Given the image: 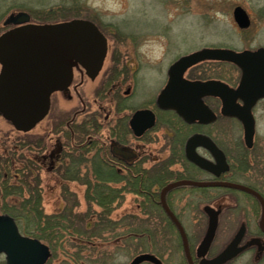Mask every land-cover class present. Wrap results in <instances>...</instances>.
I'll use <instances>...</instances> for the list:
<instances>
[{
  "label": "flooded vegetation",
  "instance_id": "flooded-vegetation-1",
  "mask_svg": "<svg viewBox=\"0 0 264 264\" xmlns=\"http://www.w3.org/2000/svg\"><path fill=\"white\" fill-rule=\"evenodd\" d=\"M105 39L107 51L99 74L93 80L87 78L93 83L101 75L100 86H98V90L96 88V95L99 99L96 101H100L101 104H98V108L93 113L88 111V106L84 103L78 91L85 84L84 79L86 77L84 70L78 67L74 68L73 77L68 88L62 92L57 91L50 96L47 115L31 131L25 133L19 132L9 123L15 132L24 136L20 140L15 141V148L25 147L30 150H37V154L32 159L23 155L19 156V159L25 163V170L29 171V174H25L26 172L22 173L29 176L27 178L29 185V181L32 179L35 180L38 177V181L41 180L39 178L41 172L47 171L49 174H54L58 178L62 192L64 188L68 187L69 183L76 182L86 187L85 182H93V180L85 179L84 181L83 177L85 175L90 176L91 170L96 165H100L102 169L104 168L105 175L106 171L115 172L117 176L115 182L105 181L103 183L106 186L116 189L120 196L118 200L122 199L120 200L121 202L125 200L126 194L132 193L135 195L134 199L138 203L144 202L148 197H151L156 198L160 205L162 189L178 181L241 185L259 194L263 204L253 195L243 191L223 188L221 186L197 187L187 184L168 191L165 195V202L173 212L170 205L172 198L175 197L176 192H182L180 196L184 204L181 209L185 215V222H181V219L179 220L174 212L173 214L181 224L185 234L189 256L193 264H200L202 260V258L198 257L197 249L205 236L208 226V215L204 211L205 207H211L219 211L217 229L205 255L206 260H211L218 256L242 227L244 232L239 246H246V248L237 257L240 258L246 253H253L254 257L260 260L264 256V228L261 226L264 193L259 188L264 187V140L258 143L255 136V129L257 122L256 113L258 111H264V98L257 100L251 108L250 112L254 120V134L252 147L247 148L244 143L242 124L235 118L221 115V102L218 98L205 97L202 100L204 105L215 116L214 121L211 123H201L199 121L187 123L174 113V111L162 110L157 106V97L167 84V73L170 66L165 72V83L163 85V82L160 84L151 98L144 95L141 96L140 90L134 93L135 87H139V77H137L138 72L136 70L139 67L142 70H150L151 68H155V66L139 65L135 68L134 66L136 64H143L139 62V59H141L140 55L142 54L138 51H121L115 41L111 43L109 42V38ZM124 41H128V38H123ZM117 42L119 43L120 41L118 40ZM198 66L189 69H196L195 74L191 72L187 76L186 73L184 78L190 81H203L204 77L201 69L197 68ZM75 73L79 75L78 82L74 80ZM237 73L238 78L236 84H227L232 89H236L239 84L240 74L238 70ZM130 82L134 85L133 92L130 88L125 90V87ZM64 93L68 95V103L72 102L73 97L78 98L82 108L80 110L73 108L70 113L62 117L59 114H50L53 108V101L55 98H63ZM87 93L88 90H86V95ZM140 97L149 99V101L143 102L140 104L142 106L137 107L136 105H139ZM104 102L113 105V113L110 111L105 115L102 114L104 111L102 103ZM237 104L242 106V102L239 100H237ZM142 110L153 113L154 123L151 127L146 128L139 134L142 126L136 123L135 127H133L131 125V119L137 111ZM102 116L103 118L101 120ZM78 118H81L82 121H78ZM236 126H238V131L235 130ZM33 130L37 132L34 134L31 133ZM238 132H240L239 136ZM5 133L6 138L10 139L11 130ZM30 134L36 136L34 141L33 138H28ZM193 136L206 137L215 145L222 153L224 164L227 167L226 171L215 175L207 170L201 169L187 159L186 145L188 140ZM156 143L161 144L159 152L166 154L165 157L156 158L150 156L149 148L153 149L154 147L152 145ZM4 147L3 149L2 142H0V177L2 176L5 179L9 175L11 176V166L14 163V157L11 156V144H7V147ZM7 148L9 149L8 151ZM15 148L14 151H16ZM195 154L207 162L212 163L214 166L218 165L216 169L219 170V167H221L208 149L199 146L195 149ZM96 161L97 163H95ZM176 166L179 168H176ZM83 169L87 171L81 173ZM156 169H163L166 172L167 179L162 184L156 183L154 179L153 174ZM13 170L17 177L18 174H16V171L18 169L14 168ZM142 172L149 174L148 182L140 183L138 189H136L137 193L133 189V186L137 184L136 182L139 180ZM77 177L79 180L76 179ZM5 181L3 180V182ZM11 185L13 184L9 183V186ZM114 185L115 187H113ZM38 189L42 196V186L38 185ZM66 192L72 198H76L75 194L69 189H66ZM25 193L27 194V191ZM226 198L227 200L229 199L228 206L218 204L215 207L213 205L214 202L222 201ZM0 200H3V197ZM226 212H228L230 219L233 221L238 220V222H236V228L230 240L220 250L215 252L217 250L215 247L217 230ZM72 213L74 214V212ZM0 215L8 214L0 210ZM10 217L13 218L12 216ZM73 223L76 225V220ZM187 223L189 227L185 226ZM16 225L18 227L17 223ZM172 228L177 232L174 226ZM171 229L169 227L167 230L170 231ZM186 230L191 232H187ZM179 240L180 243L178 246L181 248L185 264H188L180 237ZM254 241H260L263 246L261 253H259V245L254 243ZM169 242L167 251L171 255L173 242L171 239H169ZM237 257L226 264H232L238 259ZM2 264H5L4 257Z\"/></svg>",
  "mask_w": 264,
  "mask_h": 264
},
{
  "label": "rangeland",
  "instance_id": "rangeland-1",
  "mask_svg": "<svg viewBox=\"0 0 264 264\" xmlns=\"http://www.w3.org/2000/svg\"><path fill=\"white\" fill-rule=\"evenodd\" d=\"M236 6L242 7L248 13L251 19L249 28L239 29L236 26L233 19V10ZM18 13L27 14L29 16L28 23L33 25H51L81 20L80 18H83L93 23L105 38H109V42L115 41L121 51H138L142 54L140 55L141 59H139V62L144 65L136 64L135 68L139 65L155 66V68H151L150 70H142L140 67L136 70L138 72L137 77H139V87H135L134 93L140 90V95L148 98H151L155 94L162 82V85L165 83L166 70L181 56L202 48H227L234 51L264 48V0H0V35L14 28L12 25H4V22L10 15ZM123 38H128V41L123 42ZM118 40L120 41L119 43L117 42ZM197 68L201 69L204 75L203 80L217 79L231 85L237 82L238 73L235 70L236 68L231 64L203 62ZM195 71L197 70H189L187 76L191 72L195 74ZM74 76L75 82H78L79 75L75 73ZM100 78L101 75L95 82L91 83L85 77V84L78 89L84 103L88 106V111L92 113L98 108V104H101L100 101H96L99 100L96 95V88L98 90V86H100ZM133 87L134 85L130 82L125 87V90L130 88L133 92ZM93 89L94 91H92ZM86 90H88L87 95ZM142 98L140 97L139 105H136L137 107L142 106L140 104L143 102L149 101V99ZM68 99L67 93L63 94V98H55L50 114H59L62 117L70 113L73 108L75 110L82 108L78 98L73 97L70 103L67 102ZM102 105L104 108L103 115L110 111L113 113L114 107L112 104L104 102ZM256 115L255 136L258 143H261L264 140V111H258ZM102 118L103 116L101 120ZM78 121H82V119L78 118ZM8 130H11L10 139H7L5 136V132ZM36 130H33L31 133H36ZM235 130H239L238 126L235 127ZM239 134L240 132H238V136ZM28 136L29 139L33 138V141L36 138L32 134ZM22 137L24 136L15 132L9 122L0 116V142H2V148L4 149V146L7 147V144H11V156L14 157V163L11 166V176L9 175L5 179L2 176L0 177V188L4 184L3 180H6L8 185L10 183L17 187L23 178L21 173L26 172L25 174H29V171L24 168L25 163L19 159V156L23 155L32 159L37 154V150L26 149L25 147L15 148V141L20 140ZM152 146L154 147L153 149L149 148L150 156L156 158L166 156V154L159 152L160 143ZM14 148L16 151H14ZM14 168L18 169L16 171L17 177L14 174ZM176 168L179 167L176 166ZM86 171L83 169L81 173ZM39 178L41 180L38 181V185H41L43 189L40 206L44 214L52 215L58 212L63 207L64 202L67 205L68 201H70L71 206V201L75 199L78 203L74 209L75 214H84L87 213V210H90L86 214L87 218L84 221L95 222L97 218L95 215L101 210L98 206L86 201L85 192L87 188L84 185L76 182L69 183V188H64L62 192L58 178L54 174L44 171L41 172ZM259 188L264 193V187ZM66 189L72 191L76 198L68 195ZM181 193V191L175 193V197L172 198L170 205L178 219H181L180 221L184 223L185 215L181 209L184 202L183 200L181 201ZM26 195L24 192L22 197ZM18 196L19 194L13 193L5 200L12 204L20 200ZM134 196L132 193L126 194L123 202L120 201L116 206L113 205L114 208L110 212V216H108L111 220H119L128 214H133L136 217L143 218L141 220H147L149 226L144 228H148L149 232H154V238H156L155 245H146L144 250L139 249L136 254L132 250L127 255L119 254L115 257L114 261H111V258L109 261V255L115 252L113 249L115 244H105L96 239L94 240V244L96 245L94 251H91V245H89L87 247V250L90 249L89 251L78 254L75 242L79 237L73 235L72 230L69 228L71 235H68V231L65 233H67L68 238L71 236V245L64 244L63 247L57 246L54 250L48 246L51 257L46 264H77L75 260L78 256L83 257V261H79L78 264H103L104 260L106 264H129L136 255L144 251L147 252V250L156 254V257L163 264H185L181 248L178 246L180 243L179 236L174 228H172V225L163 228L155 218H147L141 211L140 203L135 201ZM226 200L227 198L222 201H216L213 205L215 207L218 204L228 206L229 199ZM93 213L95 215H92ZM81 220L82 218L80 220L76 219L79 228H82ZM33 221L27 226L28 229L31 228ZM236 222L238 220L233 221L229 218L228 212L224 214L217 230L215 242L217 250L215 252L220 250L230 240L236 228ZM185 226L189 227V224L187 223ZM169 227L170 229L172 228L170 231L167 230ZM118 232L122 233L123 231L120 228ZM104 238H110V235L106 237L104 235ZM169 239L173 242L171 255L167 251V245L169 246L170 243ZM119 245L122 246L123 242L121 241ZM103 252H106V255ZM2 262L3 256H0V264ZM232 264H264V256L260 260H257L253 253H246Z\"/></svg>",
  "mask_w": 264,
  "mask_h": 264
},
{
  "label": "water",
  "instance_id": "water-1",
  "mask_svg": "<svg viewBox=\"0 0 264 264\" xmlns=\"http://www.w3.org/2000/svg\"><path fill=\"white\" fill-rule=\"evenodd\" d=\"M233 19L239 29H246L250 20L241 7L233 10ZM25 13L10 15L4 25L14 28L0 35V115L21 132L33 129L49 110L50 96L68 88L73 77V68L79 66L91 80L95 79L102 67L107 51L104 36L90 22L72 20L51 25L29 24ZM203 62H224L237 67L240 80L236 89L221 81H190L184 78L185 72ZM168 81L157 97V106L162 110L174 111L187 123L199 121L211 123L215 116L204 105L203 98L215 97L221 102V115L237 119L244 130V143L252 147L254 120L251 108L257 100L264 98V48L241 52L223 48H202L180 57L168 69ZM242 102V106L237 104ZM138 123L141 134L154 123L153 113L147 110L137 111L131 125ZM208 149L221 165L198 157L197 147ZM186 157L194 165L215 175L226 171L222 153L206 137L193 136L186 145ZM219 171V172H218ZM197 187L221 186L251 194L262 203L260 196L253 190L236 184H203L178 181L167 185L161 191V207L177 228L181 237L188 264H193L183 229L165 202L168 191L181 185ZM263 204V203H262ZM208 226L205 236L197 249L200 264H226L237 257L246 246H239L244 229L240 228L228 246L215 258L206 260L205 255L217 229L219 211L205 207ZM261 226L264 228V206ZM259 252L263 246L259 241ZM0 254L5 264H46L50 258L49 248L37 239L23 236L14 221L8 215H0ZM162 264L151 254H140L129 264Z\"/></svg>",
  "mask_w": 264,
  "mask_h": 264
},
{
  "label": "trees",
  "instance_id": "trees-1",
  "mask_svg": "<svg viewBox=\"0 0 264 264\" xmlns=\"http://www.w3.org/2000/svg\"><path fill=\"white\" fill-rule=\"evenodd\" d=\"M95 163H97V161ZM100 167V165H96V167H93L90 176L85 175L83 177L84 181L85 179L93 180V182H85L87 188L85 192L87 198L86 201L98 206L102 211L97 215L94 213L92 214L97 217L94 223H91L88 220L84 221L85 218H87L86 214L90 210H87V213L84 214H75L74 209L78 205L75 199L71 201V206L70 201H68L67 205L65 202L63 209L56 214H44L40 206L41 195L38 189V179L30 180L29 185L27 182L29 176L22 173L21 175L23 178L19 182V186H9L6 183L7 181L3 182L4 184L1 185L0 198L3 197V200H0V210L15 219L22 234L44 242L52 250L56 249L57 246L63 247L64 244L71 245V236L68 238L67 233H65L68 231V235H71L69 228L72 230L73 235L79 237L75 242L78 254H83L84 251L87 252L90 249L91 251H94L96 248L94 240L96 239L105 244H115L113 247L115 252H112L111 255H109V261L110 258L111 261H114L115 257L119 254L127 255L131 250L136 254L139 249L144 250L146 245H155L156 238H154V232H149L148 228H144L149 226L147 220H141L143 218L136 217L133 214H128L119 220H111L109 218V214L114 208L113 205L116 206V204H119L122 199L118 200L120 196L115 188L106 186V184L103 183L105 181L115 182L117 178L115 172L106 171L105 175L104 168L102 169V167ZM153 176L156 183L159 184H162L167 179L166 172L163 169H156ZM148 177L149 174L147 172H142L139 180L136 182L137 184H134L133 189L137 192L136 189H138L140 183L148 182ZM76 179L79 180L78 177ZM26 191L27 195L22 197L23 193ZM13 193L19 194L18 197H20V200L10 204L6 202L5 199ZM140 207L141 211L147 218H155L160 222L158 224L163 226V228L172 225L170 221L165 218L166 216L161 211V207L156 198L148 197L146 201L140 203ZM72 212H74V214ZM77 218L79 220L82 218V228L77 226V221L76 225H74L73 221ZM32 220H34L32 226L28 229L27 226ZM120 228L121 231H123L122 233L118 232ZM106 234L110 235V238H104V235L105 237L107 236ZM121 241L123 242L122 246L119 245ZM89 245H91V248L87 250ZM142 253H150L156 256V254L150 250ZM103 254L106 255V252H103ZM75 261L78 264L79 261H83V257L78 256ZM102 263L106 264V261L104 260Z\"/></svg>",
  "mask_w": 264,
  "mask_h": 264
}]
</instances>
